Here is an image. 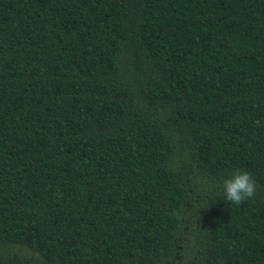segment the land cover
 Wrapping results in <instances>:
<instances>
[{
    "label": "trees",
    "instance_id": "trees-1",
    "mask_svg": "<svg viewBox=\"0 0 264 264\" xmlns=\"http://www.w3.org/2000/svg\"><path fill=\"white\" fill-rule=\"evenodd\" d=\"M0 264H264V0H0Z\"/></svg>",
    "mask_w": 264,
    "mask_h": 264
},
{
    "label": "clouds",
    "instance_id": "clouds-1",
    "mask_svg": "<svg viewBox=\"0 0 264 264\" xmlns=\"http://www.w3.org/2000/svg\"><path fill=\"white\" fill-rule=\"evenodd\" d=\"M256 187V181L248 171H237L223 183L226 200L237 206L254 197Z\"/></svg>",
    "mask_w": 264,
    "mask_h": 264
}]
</instances>
